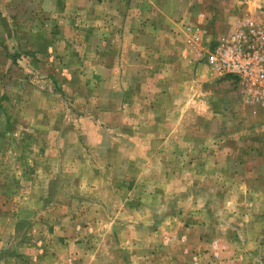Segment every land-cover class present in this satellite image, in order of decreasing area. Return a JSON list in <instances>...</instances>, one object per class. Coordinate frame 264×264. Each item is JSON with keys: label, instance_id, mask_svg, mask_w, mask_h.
I'll return each mask as SVG.
<instances>
[{"label": "rangeland", "instance_id": "obj_1", "mask_svg": "<svg viewBox=\"0 0 264 264\" xmlns=\"http://www.w3.org/2000/svg\"><path fill=\"white\" fill-rule=\"evenodd\" d=\"M154 1L0 0V264H264V105L175 31L109 67ZM192 3L208 46L264 27V0Z\"/></svg>", "mask_w": 264, "mask_h": 264}, {"label": "built area", "instance_id": "obj_2", "mask_svg": "<svg viewBox=\"0 0 264 264\" xmlns=\"http://www.w3.org/2000/svg\"><path fill=\"white\" fill-rule=\"evenodd\" d=\"M184 38L200 62L217 78H235L249 97L264 105V27L239 20L233 31L206 45L207 32L198 24H184Z\"/></svg>", "mask_w": 264, "mask_h": 264}, {"label": "crops", "instance_id": "obj_3", "mask_svg": "<svg viewBox=\"0 0 264 264\" xmlns=\"http://www.w3.org/2000/svg\"><path fill=\"white\" fill-rule=\"evenodd\" d=\"M157 1V0H156ZM156 1H154V5L156 4ZM170 1V0H169ZM167 0H164V2L166 3H162L163 1H161V4H158L157 9H159L160 13H159V18L161 21V23H159L157 25V27L153 28L152 31H148L149 29H146L145 32H142L140 30L138 31H134L131 34V29L129 28L128 24L125 22V20H127V22H129V15H122L121 13H117L118 16H114L117 19L118 18H122L121 19V27H116L115 26H110L109 24V67L112 69L116 68L114 67V60H113V55L114 52L112 53L111 51H115L116 47V43L114 45V42L117 41L116 38H118L119 40H121V44L123 47L124 52H127L130 54H132V51L137 52L140 54L141 51L146 50V47L144 44L141 43L142 40H145L149 37V39H153V44L151 45L153 47V49L155 50L157 46V44H155V42H157V40L155 39V37H157L158 35H162V34H170L171 31H175L178 32V34H181V36H183V34L185 33V29L183 28L184 24H187L188 22L186 21V17L180 19V16L182 14V10L179 8H186V11L189 13V17H196L197 13V8L194 7L192 0H172L175 3H173V6H169L167 5L168 2ZM171 7V8H170ZM175 8V9H174ZM174 10V12H173ZM199 10V8H198ZM114 14V11L112 13ZM187 15V14H186ZM203 15V14H202ZM177 20V22H176ZM147 33V36L146 35ZM153 35V37L151 38L150 35ZM133 38V39H132ZM137 39L138 43L135 44V42L131 43V41H134V39ZM132 44V45H131ZM113 45V46H112ZM143 45V46H142ZM150 46V47H151ZM186 52V50L184 51ZM181 54H179L180 56ZM193 57H191L190 59L187 58V60L191 63H198L199 65L205 66L206 65L204 63L199 62V59L197 58V56L195 54H192ZM123 57L121 58V62L122 64L125 63V56L122 55ZM182 56V55H181ZM185 58V57H183ZM178 64V61H177ZM207 73H208V69L206 67Z\"/></svg>", "mask_w": 264, "mask_h": 264}]
</instances>
